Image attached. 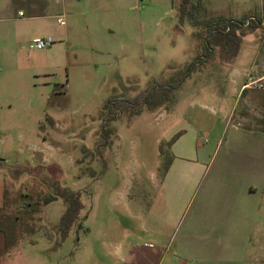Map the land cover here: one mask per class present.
I'll return each mask as SVG.
<instances>
[{
  "label": "rangeland",
  "instance_id": "rangeland-1",
  "mask_svg": "<svg viewBox=\"0 0 264 264\" xmlns=\"http://www.w3.org/2000/svg\"><path fill=\"white\" fill-rule=\"evenodd\" d=\"M180 2L76 1L46 14L41 26L19 20L18 9L29 17L26 8L45 6H0V208L18 218L25 253L18 264H123L118 249L169 243L175 222L181 237L197 210L217 221V210L241 208L247 180L264 162V134L248 133L264 131V90L241 91L264 73L260 29L244 37L231 61L216 49L177 90L173 106L132 119L124 113L110 125L111 143L98 150L109 99L179 80L205 53L206 29L181 23ZM193 2L201 20L250 18L263 5ZM38 36L55 42L31 49ZM56 182L83 192L86 217L66 241L49 243L47 228L66 209L61 200L44 204ZM0 264L15 263L0 254Z\"/></svg>",
  "mask_w": 264,
  "mask_h": 264
},
{
  "label": "crops",
  "instance_id": "crops-1",
  "mask_svg": "<svg viewBox=\"0 0 264 264\" xmlns=\"http://www.w3.org/2000/svg\"><path fill=\"white\" fill-rule=\"evenodd\" d=\"M76 1L83 2V0H46V2L45 0H0V6L16 4L45 6L40 11L26 8L29 17H26L24 10L18 9L19 20L27 19L33 21V25L41 26L39 21L46 18V14L55 11L59 6L66 7ZM106 1L119 2V0ZM21 12L24 15H20ZM58 16L60 15H57V18ZM240 72L239 69L235 71L239 74ZM238 80L235 81L236 86ZM243 85L241 84V90ZM248 133L249 135L264 134V131ZM262 166L263 168L258 170L259 175L256 174L247 180L249 182L246 181V189L240 195L241 208L217 210V213L214 212V215L215 213L218 215L217 221H213V217L202 218L204 211L197 210L181 237L178 236L180 224L175 222L173 225L175 231L169 243L161 242L153 248L152 245L147 247L145 244L139 248L132 246L127 247L126 251L122 247L117 250L116 256L123 264H264V162ZM158 234L160 235L161 232ZM47 240L52 243L48 237ZM5 241L4 233L0 231V244H2L0 254L9 256L11 263L18 264L20 260H24L25 253L21 248L24 241L18 242L9 252L6 251ZM26 242L36 243L33 238Z\"/></svg>",
  "mask_w": 264,
  "mask_h": 264
},
{
  "label": "trees",
  "instance_id": "trees-1",
  "mask_svg": "<svg viewBox=\"0 0 264 264\" xmlns=\"http://www.w3.org/2000/svg\"><path fill=\"white\" fill-rule=\"evenodd\" d=\"M172 2L175 5V0H172ZM197 8L193 0H181L179 4L180 21L181 23L188 21L195 27H204L206 29L203 39L205 53L185 68L180 74L179 80L171 78L164 82H153L134 96L127 95L109 99L104 105L102 114V132L97 141L99 152L102 151L103 147L111 143L110 137L113 130L110 125L124 113H127L132 119L141 115L145 110L154 111L161 107L173 106L177 101V90L180 89L187 78L198 71L200 64L206 63L207 59L215 54L216 49L220 50V55L224 60L231 61L239 55L243 39L250 32L260 29L263 31L264 38V0L259 12H256L250 18L244 17L243 19L220 16L210 20H201ZM175 139L176 137L169 142V145H173ZM164 152L162 147L161 155ZM171 160L172 158L170 157L165 166L166 171L169 170ZM58 200L64 203L66 209L61 223L58 226L47 228V237L51 242L55 241L56 236H61V241H66L72 236L76 228L80 229L82 227V222L86 217L83 215L86 206L83 202V192L72 190L56 182L51 185V190L44 200V204L48 205ZM17 219H13L0 208V231L5 235L7 252L16 247L23 236V234L20 236L18 233ZM35 232V228L29 230V233Z\"/></svg>",
  "mask_w": 264,
  "mask_h": 264
},
{
  "label": "built area",
  "instance_id": "built-area-1",
  "mask_svg": "<svg viewBox=\"0 0 264 264\" xmlns=\"http://www.w3.org/2000/svg\"><path fill=\"white\" fill-rule=\"evenodd\" d=\"M20 15H24L23 12ZM57 22L59 25H65L66 20L63 16H58ZM55 40L51 36L36 37L30 44L31 49L45 50L50 48L54 44ZM258 89L264 90V73L257 77H250L248 81L242 86V90Z\"/></svg>",
  "mask_w": 264,
  "mask_h": 264
}]
</instances>
